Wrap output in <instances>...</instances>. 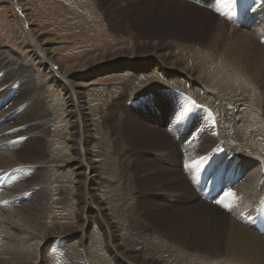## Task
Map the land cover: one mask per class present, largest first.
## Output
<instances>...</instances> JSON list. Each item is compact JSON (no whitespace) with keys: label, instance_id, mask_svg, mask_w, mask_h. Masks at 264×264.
Masks as SVG:
<instances>
[{"label":"rangeland","instance_id":"rangeland-1","mask_svg":"<svg viewBox=\"0 0 264 264\" xmlns=\"http://www.w3.org/2000/svg\"><path fill=\"white\" fill-rule=\"evenodd\" d=\"M44 1L49 4H46ZM44 1L0 0V51L2 53V55H0L2 56L0 57L2 59L0 60V110L2 111H0L1 152L5 151V148L10 150L8 143H10L11 140L26 135H22L25 125H19L20 120V122L24 121L23 115L26 111L27 113H30L29 118H32L42 109V104L39 103L37 99H33V96L39 92V90L40 92L45 91L44 96L46 98L48 94H54V96H56L58 102L54 109L58 110L56 111L55 116L61 123L65 121V116L63 115L67 112L68 108L66 107V104H63L64 99L61 91L54 86H50L51 82L49 81L50 79L48 74L50 70H54L53 72H56L58 75L57 77L62 79L69 73L64 72L65 70L62 69L66 65L71 66V69L75 71L78 67L84 65V63L91 62L93 59L100 57L103 53L105 55L109 54L110 51L112 53H128L131 49H134L133 52L138 55L134 56V60H131V62L136 66V68L143 71V73H156L154 70L156 66L153 63L151 64L150 61L145 60L144 57H139L141 56L140 54H146L148 52L152 43H157L156 45L158 46L151 58L164 61L167 66L170 65L162 58V52L171 50L172 48H175L177 52L182 50L185 51V49L188 51L190 50V54L188 53L189 55H193L194 52L196 54H201L203 50L210 49L212 47L209 42L211 43L213 36H215L217 32L216 27L219 20L218 17L224 20L223 18L225 16L233 14L229 13L231 9L237 7L235 6L237 2L233 3L232 0H223L224 2L222 0H179L185 2L184 4L190 8L188 11L189 14L183 13L177 18L176 12H171L166 9L163 10L161 6L157 5L155 0ZM242 1L243 0H241V2ZM255 1V11H253L250 15L249 24L258 27L253 31H248L251 29L246 26H241L239 29L250 32L256 38L258 43L264 46L262 42L264 33H259L264 25V10L262 7L264 0ZM218 2H221L220 5ZM220 6H223L224 8H221ZM195 9L200 10V13L194 12ZM191 12L195 17L201 14L199 16L202 19L198 16L199 21L195 18L194 23L188 24V20L186 18H189L188 16H190ZM232 21L236 23L234 18H232ZM36 41L41 45L43 43V47L46 49L49 48L52 56H55L54 61L50 62L49 65L47 60L42 58L41 53H37V51H35L34 43ZM161 45H163V47H161ZM177 49H179V51ZM183 52H179V54ZM42 61H46L43 62L45 63L43 67L40 66V62ZM125 61L126 58L124 56H119L92 66L88 72L85 71V67L82 70L83 72L72 77L74 82L81 85L80 90L89 93V106L87 109H82L81 112V119L85 123L84 129L86 130L87 128H92L93 133H95V138L92 136L89 137L87 133L83 134V140H85L84 146L87 147L86 154H91L88 156L93 158L90 163V168L92 165L95 166L89 173V176H94L92 181L96 185H103V187H101L102 195H100L99 201L95 200L98 206L105 208L103 209V214H105V212L109 209L115 210L116 217H123L131 224V228L126 229L130 236H132L130 239V245L141 254L153 253L155 258L161 264H167L168 255L170 254V250L173 248V246L167 242L170 238V233H172L170 229L167 230L168 226L171 227L172 224H174V220L182 222H188L190 220L193 222L194 215L199 212L197 208H192V211L184 209L187 204L194 205L191 201L194 198H187L183 195L185 192H189L192 195L191 191L198 193V189H195L196 183L193 178L196 173V169L200 167V163L198 162L199 155L203 152H197L194 147L199 146L201 148L203 141L202 137L209 132L210 137L215 139V143L205 152H210L211 155L216 152H222V149H225L231 153L225 151L224 156L230 157V161L236 160L237 163H240L241 165H239V168L246 165V169L248 170H246L247 180L244 183L242 182V184L237 187L235 192L240 202V207H245L249 203H251V205H255L262 192L264 182L259 185H254L252 173L257 171L258 178L263 177L264 179V154L252 155L245 152V142L242 139L241 131L231 118L223 112L225 101H221L217 98L216 94L209 90L196 89L191 92L180 87L169 86L164 88L162 94H159L162 97L158 95L155 96V92L157 91L156 89H159L155 87L159 84H154V87H149V83L148 81H145V78H139V81L136 80L134 84V89L136 88V91L134 90L135 94L132 92V97L128 99L126 96L129 88V84L126 80V78L128 79V75L125 73L126 77H124L125 74L121 72L124 68L123 63ZM22 64L24 66H22ZM22 67L26 68V70L23 72L22 77H20L17 73ZM211 70L212 72H215L217 70V65L215 69L211 66ZM10 76L14 77L10 78ZM30 76H33L32 79H34L33 82L36 85V90L33 96L24 94L23 92L22 94L20 93V90L23 88L24 79ZM17 90H19V92ZM257 91H259L261 93L260 96H262V92L259 88H257ZM28 95L30 96L29 98ZM25 96H27V98ZM9 103L10 105H8ZM161 105L164 108H168L169 114L171 115L170 117L167 116L166 118H163L159 113L157 118L153 117V120L156 122L162 121L161 123L154 124L153 121L150 122L149 120H142L144 123L143 126L148 127L145 132H141L142 128L138 125L140 124V121H137L138 123L135 122L134 125L133 123H129L128 120L131 118L135 117L134 119H138L136 118V114L145 117V113L148 111L149 107H152L151 111L157 112L159 108H163ZM14 106L15 108H12ZM34 106H36V109ZM104 107H107L108 115L103 116ZM9 109H11V112ZM49 109L50 108L48 107V110H46L47 112L42 115H46L49 112ZM86 111H88L87 115ZM162 114L164 115V113ZM10 117L11 119L9 120ZM46 117L47 116H45V118L40 117L41 119L36 118L33 120L34 122L42 123L44 119L43 123L46 124L36 130V132L44 134V131L48 132L50 130L49 133L53 136V139L57 141V143L62 144V149L60 150L61 154H59V161L61 163H65L66 160H69L72 156H75V160L79 162L80 157L75 149L72 151V155L68 154V147L66 145V141L64 142V140L69 138V134L67 128L64 129L63 127L65 123L60 127L58 126L56 129V125L54 123L49 124L47 121L48 117ZM124 117L130 118L127 122H123L122 119ZM185 123L191 127L186 128ZM40 130L42 132H40ZM18 134L21 135L18 136ZM154 134H156L155 138L153 137ZM178 134L179 136H176ZM185 134L188 135L187 140H193V151L191 150V152L186 142L184 145L178 146L179 137L181 140L182 136L184 137ZM159 142H161L160 145ZM169 143H172V145L175 144V149H171L167 146ZM24 144H26L25 150L23 146L21 149L23 152L19 154L16 153L15 159L17 156L27 159L23 161L26 164L20 163L16 166H6L4 168V170L23 168L21 173L18 171L14 172L17 177V182L20 181V184L23 187H25V183L23 181L26 178H31V176L39 168L35 164H28L30 161H37V153L29 147L28 143L25 142ZM46 147L47 143L43 145V148H38L40 149V152L44 153ZM88 147H91L94 151L92 152V149ZM176 147L178 148L177 150ZM202 148H204L203 145ZM176 151L179 152L178 155L176 154ZM97 152H100V159L92 157L94 156L93 154H96ZM187 154L188 156H186ZM181 155H183L184 158L186 157V159L188 158V164L184 162V158L182 159ZM168 158L171 159V162L168 161ZM205 164L206 163L202 164V166ZM68 165H70V163H68ZM188 165L189 167H187ZM31 166H36L32 168L33 171ZM248 166H250V168H248ZM168 168L176 170V172L178 171L177 174L174 172L176 179L174 175H172V178L168 176H166L168 178L165 177L164 172ZM211 170L214 172L216 168L213 167ZM60 171L61 176H58V178L62 181H68L67 174L65 173L67 172L66 168L65 170L60 169ZM178 173L182 175L179 176ZM57 175L58 174H55L52 179L57 178ZM181 178L185 180V182H188V186ZM86 182H90V179L87 178ZM176 182L182 185L183 194L180 196L178 195V197H173L172 195L175 193V190L168 184H175ZM56 183L57 182L54 184ZM69 184L70 186L72 185V183ZM108 184H112L111 186L114 188L122 189L123 187V189L125 188V190L128 191V194L122 198L123 200H120L121 204L119 202V205H121L120 209L117 208V203L113 200V189H109ZM234 184L235 180L232 178L231 180L226 181V185L231 187L229 192L232 191ZM132 185L137 186V190L140 192H136ZM158 186L160 189H157ZM39 187L40 186L38 185L32 184L29 189H32L31 192H34V190ZM145 187L150 188L145 189ZM152 189L153 191H151ZM154 189L158 191H154ZM20 190L21 191H16V197L15 200H13L14 203H8V205L6 204V202H8L6 196L13 198L15 194L13 195L10 193L8 195L9 192L6 191L2 194L3 198H1L0 194V199L4 200L0 203V217L2 216L3 211L1 209H16L20 206L22 207L25 202L27 203V201L29 202L31 199L33 200L32 203L35 207L38 206L37 203H43V200H40L38 196L34 200V197H32V195L34 196V193L30 194V196H26V199L24 197V199L20 201L21 197L17 198V195L24 192L26 194L28 189H25L24 191L20 187ZM141 191L143 193H141ZM83 195L86 199H88L87 192L85 194V192L82 191L81 196L83 197ZM136 195H138L139 207L136 208L137 210H134L132 206H134L133 204L135 199H132L135 198ZM181 196L184 201H181ZM226 198L227 200H223ZM221 199L224 204H229L231 196L225 197L221 195V197L211 200V203H205L200 200L202 206L208 207L213 211L215 210L212 214L214 220L206 216H203V220L212 219L213 222H216L215 220L219 218V215L226 219L233 217L254 234L258 235L254 230L248 227V224L245 221L249 214H246L242 220H237L234 215V208L238 205H232V215L230 216L227 212L228 208L223 207L222 204L216 203L217 200ZM181 210L186 211L185 214H188V216H179L182 214V212H180ZM9 213H11V219H17V217H19L17 212L11 211ZM167 214L172 216L174 214L177 215L172 219L165 220L166 217L163 215ZM7 216L8 214L3 215V217ZM35 216H37V214L32 215L28 222H34ZM77 219L81 222L83 218L80 214H78ZM4 222L5 221L0 220V225L2 226L0 229L2 230H4V224H2ZM28 222L25 227L31 229ZM13 224L15 225V223ZM95 225V223L88 225V219L85 218L84 230H87V237H85L86 235L84 233L82 234V237L86 244H89L88 246L94 250L97 255L99 251L103 260L106 259V264H112L110 263V255L103 252L105 249L103 248V241H101L102 239L100 238L101 231H99L100 228ZM122 225L123 224L118 222L113 223L116 234H121L120 227ZM209 225L212 224L209 222ZM49 227L50 229L53 227L51 219H47L45 224L40 227L37 233L44 235V233L47 232L46 234H48ZM220 231L217 244H211L209 241L203 242L201 238H198L200 240L199 242L193 241V243L191 241H186L188 245L184 242L183 244L187 247L188 252L201 251V253H207L208 251L206 250L209 248L214 251L213 256L219 255L216 257L221 258V261H229L226 251L228 238L225 229ZM10 236V239H14L16 242L19 241L20 235L15 229L12 231ZM46 236L50 237H47L46 240L43 241L46 246L41 254L45 255V258L48 259L47 264H54L52 262V256L57 253L53 250L52 246L54 247L56 244L59 245V243L51 240L54 235L49 234ZM61 241L62 243H60V245L62 248L63 246L74 247L77 245L79 239L73 238L72 240H67L62 237ZM75 252H78L76 255L80 256L79 254H81V252L79 250H76ZM84 254L85 251H82V255ZM43 255L40 256L35 251V255H33L31 259L32 263H45L42 259ZM253 257L255 256L253 255ZM83 258L84 256L80 257V259ZM206 261H211V259H206ZM255 262L256 259L253 263ZM185 264L189 263L186 262Z\"/></svg>","mask_w":264,"mask_h":264},{"label":"bare ground","instance_id":"bare-ground-1","mask_svg":"<svg viewBox=\"0 0 264 264\" xmlns=\"http://www.w3.org/2000/svg\"><path fill=\"white\" fill-rule=\"evenodd\" d=\"M155 1L157 5L163 8V10L166 9L171 12H176L177 18L180 17L183 13L187 14L190 8L186 4H184L185 2L179 0H155ZM44 2L46 4H49L46 1ZM255 5H256L255 0H243L242 2L241 0H237V4L235 5L237 7L232 8L231 11L229 12L233 14H231L230 16H225L224 18L222 17L225 21L218 17L219 20L217 22V27H216L217 32L215 36H213L211 43L209 42L210 46L212 47L210 49L203 50L201 54L199 53L196 54L194 52L193 55H189L190 50L188 51L187 49H185V51L184 50L179 51V49H177L179 52L184 51L183 53L179 54V52H177L175 48L162 52V58L167 63H169L170 66H167L164 61L151 58L152 54L157 50V46H158L156 45L157 43H152V45L149 47L148 52L146 54H140L141 56L139 57L140 58L144 57L145 60H149L151 64L153 63L156 66L154 68L156 73L153 72L152 74L143 73V71H140L138 68H136V66L131 62V60H134V56L138 55L137 53L133 52L134 49H131V51L128 53L126 52L112 53L111 51L107 55L103 53L100 57L93 59L91 62L84 63V65L78 67V69L75 71L71 69V66L66 65L62 69L65 70L64 72L67 73L69 72V73L66 77L62 79L57 77L58 75L56 74V72H53L54 70L52 71L50 70L48 72L50 79L49 81L51 82L50 86L52 87L54 86L55 88L61 91L64 99L63 104H66V107L68 108L67 112L63 115L65 116V121H63L62 123L55 116L56 115L55 113L58 110V109H54L58 102L56 96H54V94H50V95L48 94L46 98L44 96L45 91L40 92V90L33 96L36 90V85L33 82L34 79H32L34 75L32 77L31 76L26 78L24 77L25 79L23 81V88L22 90H20L21 91L20 93L22 94L23 92L24 94H29L33 96V99H37L38 102L42 104L41 106L42 109L40 108L41 110L39 112H37L36 114L34 113L35 115L32 118H29L30 113H27V111L25 110L26 113L23 115L24 121L20 122L21 121L20 120L19 121L20 124L19 123L18 124L25 125L22 131V135L23 134L26 135L11 141L8 140L10 141V143H8V145L10 146L9 148L10 150L4 147L5 151L3 152L0 151V186H1L0 194H1V198H3L2 194L5 193L6 191L9 192L8 195L10 193L13 195L15 194L13 198H11L10 196H6V198L8 199V202H6V204L7 205L8 203L12 204L13 200H15L16 197V191H21L20 190L21 187L24 191L25 189H28V192L26 194L24 192L17 195V198L21 197L20 201L24 199V197L26 199V196L28 195L30 196V194L34 193V196L32 195V197H34V200L38 196L40 200H43V203L42 204L37 203L38 206L35 207L32 203L33 200L28 199L29 202L28 201L27 203L25 202V204H23L22 207L16 206L18 208L12 210L1 209L3 211L0 220L5 222L2 223L4 224V230L0 229L1 230L0 231L1 232L0 233V264H33L31 260L32 256L35 255V251L40 256L43 255L41 253L43 252L46 246L45 243H43V241L46 240V238L48 237L46 235L49 234L54 235L51 238V240L56 241V243H59V245L60 243H62L61 241L62 237L67 240H72L73 238L79 239L77 245L74 247L63 246L62 248L61 245L59 246L58 244H56L54 247L52 246L53 250H55V252L57 253L52 256V262L54 264H106L105 261L106 259L103 260L102 255H100L99 251L97 255V253L88 246L89 244L88 245L86 244V242L82 237L83 233L86 235L85 237H87V230H84L85 218L88 219V225L91 223H95L100 228L99 230L101 231L100 238L102 239L101 241H103V248L105 249L103 252L107 253V255H110V259H111L110 263L161 264L155 258L153 253L141 254L137 252L136 249H134L130 245V239L132 238V236H130V234L128 233V231H126V229L131 228V224L127 222L125 218L116 217L115 216L116 211L110 209L106 211L105 214H103V209L105 208L98 206L97 202L95 201V200L99 201V197L100 195H102L101 187H103V185L102 186L96 185L92 181L93 180L92 178H94V176L93 175L89 176L90 175L89 173L95 166L92 165L90 168V163L93 158L88 156L91 154L88 155L86 154L87 147L84 146L85 140H83V134L87 133L89 137L92 136L93 138H95V133H93L92 128H87L85 130L84 129L85 123L81 119L82 109L85 108L87 109L89 106V101H88L89 93L80 90L81 85L74 82L72 80V77L77 76L81 72H83L82 70L85 67H86L85 71L88 72L90 71L89 69L92 66H95L96 64L114 59L119 56H124L126 58V61L123 63L124 68L121 70V72H123L124 74L127 73L128 75V79L126 78L127 83L129 84L128 94L126 93L128 99L132 97V92L134 93V90L136 89V88L134 89V84L136 80H138L139 78L141 79L145 78V81H148L149 83V87L152 86L154 87V84H159L158 86L155 87V88H159L156 89L157 91L155 92V96L157 95L161 96L159 94H162L164 88L169 86L180 87L184 90H188L191 92L195 91L196 89L209 90L214 94H216L217 98H219L221 101H225V107L223 108V112H225L231 118V120L241 131L242 139L245 142L244 145L245 152L252 155L264 154V80H263L264 46L260 45L256 40V38L250 32H248V31H253L258 27L249 24L250 15L253 11H255L254 10ZM262 7L264 10V4L262 5ZM199 11L200 10L198 9L194 10V12L197 13ZM192 12L190 13V16H188L189 18H186L188 20V24L194 23L195 18L199 21L198 18L200 17L199 15L201 14L198 15L199 17L198 16L195 17L193 14L194 12L193 13ZM232 18L236 20V23L232 21ZM241 26L250 27L251 30L248 31L241 30L239 29V27ZM260 32L264 33V25L262 29L259 31V33ZM262 42L264 44V38L262 39ZM34 46H35V51H37V53H41L42 58L47 60L48 65L50 64V62L54 61L55 56L54 57L52 56L49 48L46 49L45 47H43V43L41 45L36 41L34 43ZM161 47H163V45H161ZM0 55H2L1 51H0ZM0 60L2 59L0 58ZM43 62L46 61L40 62V66L42 67L45 64ZM214 63L217 65V70L215 72H212L211 66L214 69L216 68V65ZM22 66L24 65L22 64ZM25 70L26 68L22 67L19 69V72L16 73L20 77H22V74ZM13 77L14 76H10V78ZM124 77H126V74ZM257 88L261 90L262 96H260L261 93L257 91ZM17 91L19 92V90ZM29 95L28 98L30 97ZM25 97L27 98V96ZM8 105H10V103ZM48 107L50 108L49 112L46 115H42L43 113L47 112L46 110H48ZM12 108H15V106ZM34 108L36 109V106H34ZM151 108L149 107L148 111L145 113L146 115L145 117L136 114L137 115L136 118L138 119H134L135 117L131 119H129L130 117L127 118L124 117L122 121L127 122V120L129 119L128 120L129 123L130 124L133 123V125L135 122L140 121V124L138 125H140V127L142 128L141 132H145L146 129H148V127L143 126L144 123L142 122V120H149L150 122L153 121L154 124H157V123H161L162 121L156 122L155 120H153V117L157 118L159 116L158 115L159 113L162 115L163 118H166L167 116L168 117L171 116L169 114L168 108H164V107L162 109L159 108L157 112L151 111ZM9 111L11 112V109H9ZM87 112L88 111H86V115L88 114ZM103 113H104L103 116L108 115L107 107L103 108ZM162 113H164L165 117ZM45 116L48 117L46 118L49 124L54 123L56 125V129L58 126L60 127L62 124L65 123L63 127L64 129L67 128L69 134V138L67 140H64V142L66 141V145L68 147L67 149L68 154L72 155V151L75 149L80 157L79 162L75 160L76 159L75 156H72L69 160H66L65 163H61L59 161L60 159L59 154H61L60 150L62 149V144L57 143V141L53 139V136H51V134L49 133L50 130L48 132H45L43 130L44 134H39L36 132V130L46 125L45 123H43L44 122L43 118H45ZM40 117H43L42 123L41 122L37 123L33 121L34 119ZM10 119L11 117L9 118V120ZM185 127L190 128L191 126L185 123ZM40 132L42 131L40 130ZM186 134L184 135V137L182 136L181 140L179 137L178 146L180 145L182 146L186 142L191 152L193 147V140L190 139L187 140L188 135ZM19 135L21 134H18V136ZM155 136L156 134L153 135L154 138ZM176 136H179V134ZM202 138L203 141L201 144V148L199 146L194 147L195 150H197V152H203L199 155L198 162L200 163V167L196 169V173L194 174V178H193L196 183V185L194 184L196 187L195 189L196 190L198 189L200 190V192H202V188L199 187V182L201 176L206 172L209 174L210 180L213 181V184L215 186L218 184L219 176H221L223 180L227 178L228 181L231 180V178L234 179L235 184L233 185L232 191H230L234 195L231 196V199L228 204L230 207H228L227 212L231 216L232 205L234 204L238 205L234 208V215L236 219L242 220L246 214H249L245 220L246 223L249 224L250 221L252 220L254 221L259 211L262 208H264V184L262 186V192L255 205H251V203H249L245 207H240L239 206L240 202L235 192L237 187H239L242 184V182L244 183L247 180L248 170L246 169V165H243L241 168H239V165H241L240 163H237L236 160L230 161V157L224 156L225 151H228L225 149H222L223 150L222 152H216L211 155L210 152H205L208 150L209 147H211L215 143V139L210 137L209 132L206 133V135ZM25 142L28 143L29 147L32 148V150L37 153V161H30L28 162V164L30 165L35 164L39 168L36 172L34 170L35 173L34 174L32 173L33 175L31 176V178L29 179L24 178L25 180L23 182L25 184L24 183L23 184L25 185V187H23L20 184V181L17 182V177L15 176L14 173L17 171L21 173L23 171V168L13 169V170L12 169L4 170V168L6 166L12 167L20 163L21 164L25 163L23 161L27 159H23L20 156H17V158L15 159L16 153L19 154L23 152L21 150L23 146L25 150L26 148V144H24ZM161 142H159V145L161 144ZM45 143H47L46 150L44 151V153L40 152V149L38 147L43 148V145ZM202 145L204 148H202ZM167 146H169L171 149H175L176 145L175 144L172 145V143H169L167 144ZM88 148L92 149L91 147ZM177 149L178 148L176 147V150ZM93 151L94 150L92 149V152ZM99 153L100 152L93 154L94 156L92 157H94L95 159L96 158L100 159ZM176 154L178 155L179 152L176 151ZM186 156H188V154ZM181 158L183 159L184 156L181 155ZM168 161L171 162V159L168 158ZM184 162L188 164V158L186 159L185 157ZM68 163H70V165H68ZM204 163L206 164L202 166V164ZM34 167L36 166H31V169ZM187 167H189V165ZM213 167L216 168L214 172H212L211 170V168ZM65 168L67 172L65 171L64 172L67 174L68 181H62L61 179L58 178V176H61L60 169L65 170ZM248 168H250V166H248ZM174 172L177 174L178 171L176 172V170L168 168L164 172V175L165 177L168 176L172 178V175L175 176ZM55 174H58L56 176L57 178L52 179V177L55 176ZM178 175L181 176L182 174L178 173ZM252 177L254 180V185H259L262 182H264L263 177L258 178L257 171H254L252 173ZM87 178L90 179V182L88 183L86 182ZM183 181L185 182V180ZM55 182L57 183L54 184ZM69 183H72V185L70 186ZM187 183L188 182H185L186 185ZM32 184L38 185L40 187L34 190V192H31L32 189L29 188H31ZM111 185H109V189H113L112 192L113 200L117 203V208L120 209L121 205H119V202L121 204L120 200H123L122 198H124L128 194V191H126L125 188L123 189V187L122 189L114 188ZM168 185L171 188H174L175 190V193L172 195L173 197H178V195L180 196L181 194H183L182 185L178 184L177 182L175 184L169 183ZM132 186L134 190H136V192H140L137 190L138 189L137 186L135 185ZM146 188L147 187H145V189ZM157 189H160V187L158 186ZM82 191H84L85 194L87 192L88 199H86L84 195L83 197L81 196ZM151 191H153V189ZM154 191H158V190L154 189ZM141 193L143 192L141 191ZM191 193L192 195L189 192H185L183 196L187 198L193 197L194 199H192L191 201L194 205L187 204V206H185L184 209L192 211V208L193 209L197 208L199 212L194 215L193 222H191L190 220L188 222L174 220L173 221L174 224H172L171 227L168 226L167 230L170 229L172 233H170V238L167 242L171 244L173 248L170 250V254L168 255L167 264H185L186 262H188L189 264H264V237L256 230H254L252 225L251 226L249 225V227L252 230H254L258 235L254 234L242 223L236 221L233 217L230 216H229L230 218L226 219L219 215V218L215 220L216 222H213L212 219L214 220V217L212 214L214 213L215 210L213 211L208 207L202 206L200 202L201 200L202 202L205 203H211L210 200L207 197H200L195 191L193 192L191 191ZM224 193H229V191H225ZM137 196L138 195H136L135 198L132 199V200L135 199L134 200L135 202L133 204L134 206H132L134 210L139 207L138 206L139 201ZM225 197L227 196L225 195ZM182 198L183 197L181 196L180 197L181 201H184ZM223 200H227V198ZM3 201H4L3 199H0V203ZM11 211L17 212L19 217H17V219H11V213H9ZM183 211L184 210L180 211L182 212V214H180L179 216L181 215L188 216V214H185L186 211L184 212ZM5 214H8V216L3 217V215ZM36 214L37 216H35L34 218L35 221L28 222L29 218L32 215H36ZM78 214H80V216H82L83 218L81 222L77 219ZM176 215L177 214H174L172 216L170 214H167L163 216L166 217L165 218L166 220V219H172L174 216L176 217ZM203 216L210 217L212 219L203 220ZM47 219L49 220L51 219V224H53V227L51 229L49 227V231H48L49 233L46 234L47 233L46 232L44 233V235L37 233L40 227L43 224H45ZM12 222L15 223V225ZM27 222L31 229L25 227ZM114 222L123 224L120 227L121 234L119 235L116 234V231L114 229L113 226ZM209 222L212 225H209ZM0 228H2L1 225ZM14 229L20 235L18 242L14 241V239H10L11 237L10 235ZM223 229H225L228 238L226 251L229 261H221V258L216 257L219 255L213 256L214 251H212L209 248L207 250L205 249L208 252L207 253L203 252L204 254L201 253V251L188 252L187 247L183 244V242L187 244L186 241L199 242L200 240L198 238H201L203 242L209 241L211 242V244H217L221 232L220 230ZM76 250H79L81 252V254H79L80 256L76 255V253H78L75 252ZM82 251H85L84 255H82ZM253 255L255 257H253ZM82 256H84V258L80 259V257ZM42 259L45 261V263L43 262V264H47L48 259L45 258V255H43ZM206 259L209 260L211 259V261H206ZM255 259L256 262L253 263Z\"/></svg>","mask_w":264,"mask_h":264},{"label":"snow or ice","instance_id":"snow-or-ice-1","mask_svg":"<svg viewBox=\"0 0 264 264\" xmlns=\"http://www.w3.org/2000/svg\"><path fill=\"white\" fill-rule=\"evenodd\" d=\"M232 2H233V3H236V2H237V0H232ZM225 195H226V196H233L234 194H233V193H231V192H229V193H225ZM216 203H217V204H222V205H223V207H225V208H228V207H230L228 204H224V202H223V201H221V200H217V201H216Z\"/></svg>","mask_w":264,"mask_h":264}]
</instances>
